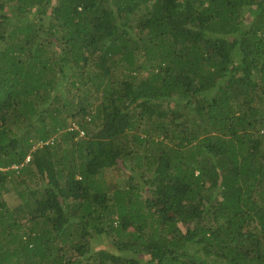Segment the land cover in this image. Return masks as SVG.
<instances>
[{
  "label": "trees",
  "instance_id": "obj_1",
  "mask_svg": "<svg viewBox=\"0 0 264 264\" xmlns=\"http://www.w3.org/2000/svg\"><path fill=\"white\" fill-rule=\"evenodd\" d=\"M0 165V264H264V0H0Z\"/></svg>",
  "mask_w": 264,
  "mask_h": 264
},
{
  "label": "rangeland",
  "instance_id": "obj_2",
  "mask_svg": "<svg viewBox=\"0 0 264 264\" xmlns=\"http://www.w3.org/2000/svg\"><path fill=\"white\" fill-rule=\"evenodd\" d=\"M28 158L25 159V161L27 160ZM12 195V194H11ZM13 198H17V196L15 195H12L10 196L8 199H7V203L10 207L14 206L16 204V202H18L17 200L14 202ZM89 243H90V247H91V252L90 253H93L96 251V249L99 247V246H106V245H110V242L109 240H107L106 238H97L93 235H90L89 237ZM62 245H60V242L58 241L57 243V247H60ZM107 250H110V249H107ZM73 251V249L71 250ZM70 254V253H68Z\"/></svg>",
  "mask_w": 264,
  "mask_h": 264
},
{
  "label": "clouds",
  "instance_id": "obj_3",
  "mask_svg": "<svg viewBox=\"0 0 264 264\" xmlns=\"http://www.w3.org/2000/svg\"><path fill=\"white\" fill-rule=\"evenodd\" d=\"M15 166H3V165H0V171H6V170H9L10 168H13Z\"/></svg>",
  "mask_w": 264,
  "mask_h": 264
}]
</instances>
